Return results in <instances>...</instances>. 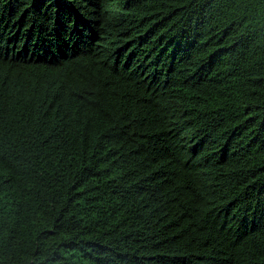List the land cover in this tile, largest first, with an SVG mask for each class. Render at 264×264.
Returning a JSON list of instances; mask_svg holds the SVG:
<instances>
[{"label": "trees", "instance_id": "obj_1", "mask_svg": "<svg viewBox=\"0 0 264 264\" xmlns=\"http://www.w3.org/2000/svg\"><path fill=\"white\" fill-rule=\"evenodd\" d=\"M0 264H264V0H0Z\"/></svg>", "mask_w": 264, "mask_h": 264}]
</instances>
